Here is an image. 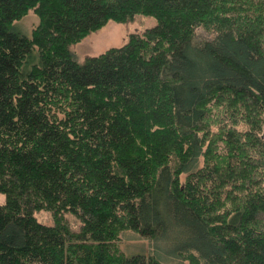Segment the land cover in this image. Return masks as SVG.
<instances>
[{
	"label": "trees",
	"instance_id": "obj_1",
	"mask_svg": "<svg viewBox=\"0 0 264 264\" xmlns=\"http://www.w3.org/2000/svg\"><path fill=\"white\" fill-rule=\"evenodd\" d=\"M0 193V264H264V0H0Z\"/></svg>",
	"mask_w": 264,
	"mask_h": 264
},
{
	"label": "rangeland",
	"instance_id": "obj_2",
	"mask_svg": "<svg viewBox=\"0 0 264 264\" xmlns=\"http://www.w3.org/2000/svg\"><path fill=\"white\" fill-rule=\"evenodd\" d=\"M37 23V18L32 11H28L20 20L15 21V29L25 36L30 35L31 29ZM154 20L149 17L135 16L131 21L123 23L106 21L98 29L87 33L76 43L69 45V51L77 62H82L88 56L101 53L109 47L124 43L130 33H140L145 28L153 25ZM4 202V195L0 193V204ZM35 218L43 223L51 224L52 219L48 212L38 211L34 213ZM65 222L72 228H76L77 221L73 216H63ZM119 250L125 255L132 253H148L151 250V242L139 238L136 233L123 232L117 240Z\"/></svg>",
	"mask_w": 264,
	"mask_h": 264
}]
</instances>
